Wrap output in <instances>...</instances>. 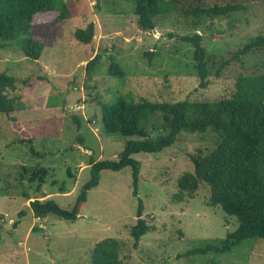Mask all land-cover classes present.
Listing matches in <instances>:
<instances>
[{
	"label": "rangeland",
	"instance_id": "rangeland-1",
	"mask_svg": "<svg viewBox=\"0 0 264 264\" xmlns=\"http://www.w3.org/2000/svg\"><path fill=\"white\" fill-rule=\"evenodd\" d=\"M76 8L74 19L32 29L43 46L38 61L27 59L16 43L0 41V73L17 79L12 96L22 103L12 115L15 122L0 114V185L7 191L0 196V264H92L94 246L105 239L120 243L125 264H264V240H247L224 254L187 255L238 226L219 206L208 205L203 184L193 199H172L181 175L193 172L191 157L209 154L220 141L211 131L180 133L162 153L134 155L141 165L137 197L129 167L103 171L76 221L33 216L29 203L35 199L71 209L91 178L89 164L117 161L125 142L138 140L104 132L101 100L111 102L117 93L156 103L212 102L231 98L245 70L264 71V56H248L216 77L223 60L264 37V3L199 23L177 14L160 16L149 31L137 27L133 0H78ZM89 23L95 25L94 38L84 45L74 33ZM196 34L209 60L205 90L198 88L193 46L180 40ZM95 55L100 58L88 72ZM112 58L125 71L123 81L107 73ZM160 119L155 116L147 127L151 138L164 135ZM40 170L43 177L36 176ZM139 200L151 230L134 247L129 230L137 223Z\"/></svg>",
	"mask_w": 264,
	"mask_h": 264
},
{
	"label": "trees",
	"instance_id": "trees-1",
	"mask_svg": "<svg viewBox=\"0 0 264 264\" xmlns=\"http://www.w3.org/2000/svg\"><path fill=\"white\" fill-rule=\"evenodd\" d=\"M133 13L137 27L142 31L154 29L156 17L177 14L201 20L228 19L244 12L248 6L264 3V0H133ZM78 0H0V41L14 44L27 59L38 61L43 49L41 40L32 36V29L45 23L74 19L78 15ZM95 25L89 23L77 29L74 39L89 45L94 38ZM184 43L193 46V60L199 80L198 88L207 89L210 68L208 54L201 44L200 35L181 37ZM149 57L152 54H148ZM248 56H264V37L258 36L234 52L230 59L219 64L216 77H220L230 63L242 64ZM100 56L95 55L87 63V71H93ZM108 75L120 81L125 71L112 58ZM18 81L0 73V114L15 122L12 115L21 107V99L12 96ZM101 123L107 135L138 138L126 141L117 161L91 162V178L80 190L74 206L65 210L53 200L29 203L35 218L56 216L68 222L80 217L87 201L88 192L99 184L103 171L119 172L126 167L132 171L133 196L137 197L141 165L132 157L137 154H159L171 148L180 133L205 134L208 131L219 135L220 141L207 155L191 157L192 173H185L177 181V193L173 201L182 203L193 199L201 184L209 189L208 205L219 206L228 217L237 220L235 231L225 239L195 249L187 255L224 254L247 240H264V71L255 75L245 70L235 83L231 98L217 101L176 103L135 101L129 95L115 94L111 102L100 101ZM159 115L160 130L164 135L151 138L147 127ZM30 151L34 153L33 148ZM44 170L36 173L43 177ZM40 188H37L39 191ZM63 193V192H62ZM0 196L7 191L0 185ZM29 200V198H28ZM143 204L139 200L136 212L137 223L130 235L134 247L151 230L143 219ZM1 243V234H0ZM121 245L115 239L97 243L92 251V264H125L120 261Z\"/></svg>",
	"mask_w": 264,
	"mask_h": 264
}]
</instances>
